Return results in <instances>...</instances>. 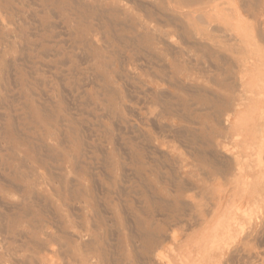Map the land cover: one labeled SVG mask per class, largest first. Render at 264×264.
<instances>
[{"label":"rangeland","instance_id":"1","mask_svg":"<svg viewBox=\"0 0 264 264\" xmlns=\"http://www.w3.org/2000/svg\"><path fill=\"white\" fill-rule=\"evenodd\" d=\"M136 1L147 3V0H0V190L4 188L7 192L0 193V229L5 227L0 230L4 231L0 233V264H24L26 256L39 241V229L43 227H48L52 236L58 238L57 242L48 241L49 250L52 252L53 248L54 251L49 252L53 256L47 252V264H78L82 260L79 253L66 252L70 244L64 241L58 229L49 225L53 221L49 207L58 210L68 195L69 187L50 182L51 190L39 189L42 203L30 198L24 204L22 195L14 192L12 186L25 184L20 182L18 186L10 174L20 172L30 178L40 176L49 182L50 175L54 173L60 178L74 180L73 186L79 177H84L81 174L77 176L79 171L86 170V179L91 182L97 177L100 185L113 175L107 161L111 162L110 166L116 165L117 161L123 165V170L115 171L114 175L125 176L121 187L123 191L131 193L129 200L133 202L129 204L125 215L117 214L118 218H115L100 199L105 222L100 223L97 219L95 223L91 219L87 221V227L93 231L98 228L99 235L108 245V258H100L99 264H121L128 260L131 251L140 255L144 233L157 229L170 241L169 244H162L160 249L153 248L156 254L162 255L159 264H264V173L258 175V169H264V154L259 157L257 150L261 143L247 136L249 131L257 133L264 130V91L259 90L264 81L261 79L262 74L251 73L249 77L254 80L252 86L246 90L240 89L236 86L243 74H239L238 70L233 73L230 70L239 61L233 52L239 50L243 38L251 36L253 43L254 37H257L253 22L242 12H238L235 20L232 19V12L228 14V22L220 24L221 28L227 27L228 31L220 30L212 34L216 41L224 43L221 44V47L225 46L221 48V54L225 60L211 58L207 64V69L216 77L220 88L196 74L192 78L194 81H187L186 77L181 79L183 86L192 92L186 94L173 90L169 84L172 83L170 76L166 80L161 75L168 82L165 87L158 86L159 79L150 74V48L126 46L124 43L129 37L127 32L113 34L123 39L122 44L115 43L111 39L112 35L103 28L101 19L104 18L116 20L119 28L125 31L138 29L145 21L144 15L132 7ZM154 3L158 19L164 21V15L171 14L167 9L173 6V2L154 0ZM84 7L103 18L81 17L86 14L83 13ZM230 22L239 26L240 42L238 39L234 42V25ZM253 44L251 49H256L255 42ZM171 45L177 58L182 50L181 45L176 40H172ZM251 54L258 55V52L253 51ZM172 56L163 55L162 62L170 64ZM187 58L186 55V60L182 57L179 60L183 68L191 63ZM249 60L243 61L248 63ZM215 68L223 72L218 74ZM129 70L137 72L139 81L136 84H132V81L122 83L123 80L110 77L114 72H122L123 76H127ZM145 84L151 92L164 90L167 96L165 100L173 104L172 110L147 105L144 91L148 88ZM107 89L119 92L117 97L122 100L119 109L116 105L115 108L109 106L116 102L106 95ZM201 91L208 93L215 101L214 105L202 103L193 94ZM39 107L44 108L51 117H56L52 127L37 118ZM219 112L223 117L230 114L233 120L232 126L224 128L218 138L225 152L221 159H232L233 170L226 173L227 168L224 167L225 172L213 177L214 170L202 164L196 150L189 149L192 147H188L184 140L176 138L175 132L193 128L203 136L216 135L220 130L215 122ZM183 115L191 121L196 119L200 124L207 125L184 122L181 120ZM148 118L162 121L166 131L163 132L165 153L160 157L163 165L156 170L160 180L156 181L157 174L147 175L146 179L152 182V187L145 190L133 186L136 172L130 157V145L135 138L134 132H160L158 123L148 122ZM253 118H261L262 121L258 120L257 124L250 126ZM9 119L14 121L11 129L13 139L6 136ZM18 139L28 140L32 146H43L42 153L45 156L52 149L55 154L49 153L51 158H68L67 163H63V169L44 167L26 148L16 144ZM202 143L206 141H201L197 149L207 148L212 154L210 146ZM210 154L207 155L211 159ZM145 162L153 164L150 159H145ZM183 165L187 168L183 173L178 172V167ZM92 174L95 176L93 179L90 177ZM234 180L240 184L247 183L250 193L242 187L236 192L234 189V196L229 199L223 217L208 223L209 206L215 198L233 189ZM255 181H261L262 184L253 185ZM99 187L98 195L102 197L105 190L101 185ZM256 189L259 190L257 193ZM134 190H137L135 195ZM146 192L158 197L160 202L145 205ZM179 194L183 195L184 201L188 203L189 200L197 206L193 216L189 210L176 217L174 208L169 204ZM136 203L138 209L131 210ZM25 205L34 208L32 216H25ZM38 205L43 213H40ZM55 216L56 221H59L60 215ZM246 232H249L248 237ZM138 242L140 247L138 244L135 246ZM59 254L64 255L60 256L64 259L68 257L67 260L63 261Z\"/></svg>","mask_w":264,"mask_h":264},{"label":"bare ground","instance_id":"2","mask_svg":"<svg viewBox=\"0 0 264 264\" xmlns=\"http://www.w3.org/2000/svg\"><path fill=\"white\" fill-rule=\"evenodd\" d=\"M155 1L164 2V1H169V0H155ZM170 1L173 2V6H170L167 10H169L171 14L164 15L162 12V14L164 15V21L158 19V16H157L158 14L156 12V3H154V0L152 1L147 0L146 4L137 3L138 1L132 3L133 9L144 15L145 22L143 24H140L138 29L137 28L128 29L127 31H125V29L119 28V24L116 22V20L114 19L106 20L100 15H98L97 13L92 12L90 8L88 7L87 8L84 7L85 10L83 11V13L86 12V14H82L80 16L83 17L87 15L85 16L87 19L93 18V17L95 19L103 18L101 19V24L103 25V28L107 29L108 32L112 35L111 39L115 43L119 44L123 42L122 41L123 39L120 37H115L113 36V34H117L119 32L129 33V37L126 39V42L124 43L126 44V46L131 45L134 48L147 47L152 50V52L149 54L150 60L152 62L151 63L152 67H150V71H151L150 74L154 75L155 78L159 79V82H160L158 85L159 87H165L166 83L168 82V81L167 82L165 81L167 80V77L170 76L172 77V83H169V84H171L174 91L184 92L186 94H188L189 92L192 94V92L189 89L185 88L183 84L181 83V79L183 77H186L187 81H194V79H192L193 76L198 74L199 76L207 80V82L215 85L217 88H220V86L216 82V77L210 73V70L207 69V64L209 62V59L211 58H217L219 61H224L225 57L222 56L221 50L225 46L221 47V44L223 45L224 43L220 44L218 41H216L213 38L212 34L213 32H219L220 30L223 32H227L228 28L227 27L221 28L222 26H220V24H226L228 22L229 13L232 12L231 14L233 15L232 19L235 20L237 15L239 14L238 12H242L248 18H250L253 22L254 30L257 34V37H254L256 49H251L253 48L252 46L254 45L253 44L254 42L252 43L251 36L249 37L246 36L245 38H243V41L241 42L242 45L239 48V50L233 52V54H236L234 56L239 58V61L235 65H232L230 70L232 73L235 72V70H238L239 74H243V76L239 77L238 84L236 83L237 84L236 87H239L240 89L243 88L244 90H246L249 88L248 86L250 85L252 86V83L254 82V80L252 79V77H249L251 73L257 72L258 74H262L261 79L264 81V0H170ZM196 5H200L201 7L195 8ZM230 23L233 24V22H230ZM6 25L7 24H5V26ZM233 25L234 26H232L233 27L232 31H234L235 33V36H233L234 37L233 40L235 42L238 39V41L240 42V38H238L239 32H240L239 26L235 23ZM49 26H47L48 29H49ZM172 40H176L178 44L181 45L182 50H180L181 53L179 52L177 58L174 56V52H173L174 49L171 45ZM253 51L258 52V55H252L251 53ZM48 54L49 53H47L46 55L48 56ZM167 54L173 55L170 64H166L162 62L163 55H167ZM186 55L188 57L187 61H190L191 63L186 68H183L179 60L181 57L185 59ZM249 56L251 57V59ZM244 59H247V60L250 59V60L248 63H246L243 61ZM8 62L9 61H7V63ZM246 64H248V66H246ZM211 67H213V65ZM129 69H130V66H129ZM216 72H218V74H221L223 70H220L217 68ZM121 73L114 72L112 73V75H110V77L114 79L123 80L122 83L126 81H132L131 82L132 84H136L139 81L137 79L138 74L136 71L129 70L127 72V76H123ZM161 75L166 77V80L162 79ZM11 77L13 76L11 75ZM227 78L232 79V77L230 78L227 77ZM146 88L149 89L148 85H146ZM148 89L144 91L147 105L149 106L158 105L160 107H163V109H166V111L172 110L173 104L165 100L167 96L164 90L156 89L151 92V89L149 90ZM259 90L264 91V82L261 85V88H259ZM105 92H106V95H108V97L112 99V102H116V103L109 104V106H112L115 108V105H116V108L119 109V106L122 105L121 98L117 97V95H119V92H114L112 91V89L111 90L107 89ZM32 94L36 95L34 94V92H32ZM193 94L195 96H198L202 103H207L210 105H214L215 103V101L208 96L207 92L201 91L198 94L196 93H193ZM243 101H247V100L243 99ZM108 110H111V109L108 108ZM38 111L39 112H37V116H38L37 118L40 119L43 123H45L48 127H52V122L56 120V117H51L42 107H39ZM216 117H217V119L215 120L217 124L216 126L220 129L216 133V135L208 134V135L203 136L201 134L196 133L193 130V128L192 129H189V128L181 129L175 132L176 138H179V139L181 138V141L184 140V142H186L188 147L189 146L192 147L189 149L196 150L195 152L197 153V157L199 160H201V162H203L202 164H207L210 166L211 169L214 170L213 175H212L213 177L217 176L218 174L222 172H225L223 169L224 167L227 168L226 173L233 170L232 159H225V160L221 159L222 157L221 155L225 154V152L221 148L222 144L218 141L221 131L228 129L230 126H232V122H233L232 116L230 114H227L225 115V117H223L222 114L219 112V115H217ZM28 118H32V117H28ZM60 118L62 117L60 116ZM14 119L16 118L14 117ZM151 119L152 118H148V122H153V124L154 122L158 123L159 125L158 129L160 132L159 133L148 132L144 134L141 131L134 132L135 138H133V141L130 145V157L132 159V163L134 165L135 172H136L135 177H134L135 179L132 178L133 180H135L133 182V186L135 188L136 186H140L144 188L145 190H148L149 188L152 187L151 186L152 182H149L148 179H146L147 175L157 174L158 176H156V181L158 182L160 180L159 174L156 172V170L159 169L161 165H163L160 157L163 156V153H165L164 152L165 151V148H164L165 136L163 132L166 130H165L164 123H162V121H156L155 119L154 120H151ZM181 120L184 122L191 121L186 115L181 116ZM258 120L262 121L261 118L260 119L253 118L252 123L251 124L249 123V125L252 126L254 124H257ZM191 122L194 125L195 124L203 125V126L207 125L206 123L200 124L199 121L196 119H193ZM13 127H14V121L13 119H9L8 125L6 126V136L10 137L11 139H13L12 133H11L12 132L11 129ZM247 136L249 137V139L253 141H257V143L259 142L261 143L260 147L257 150V153L260 154L259 157L261 158L262 155L264 154V130H261L260 132H257V133H252L251 131H249L247 133ZM62 140L60 143H62ZM201 141H206L205 144L210 146V148L212 149V154H210V151L208 152L207 148H204L203 150L197 149L199 148L198 145ZM10 142L13 143L14 141H10ZM16 144L26 148L31 154V156H33L34 159L38 161L44 167H48V168L50 167L52 169L53 168L63 169V163H67L68 158L65 159L61 156H56L55 159L51 158V156L49 155L55 154V151L52 149H49L50 154L48 153V155L45 156L42 153V150L44 149V148L42 149L43 146L41 145L37 147L32 146V143H30L28 140L24 141L22 139H18L16 140ZM248 146L249 145H247V147ZM207 154H210L212 158L210 159ZM191 156L193 157L192 154ZM145 159L152 160L153 164L146 163ZM106 163L107 165H109V167L112 168L111 172L113 175L108 176V178L104 181V183L103 182L100 183L101 187L102 188L104 187V190H105L104 195H102V197L98 195L99 194L98 192L100 189L98 178L97 177L95 178V176L92 174L91 176L90 175L89 176L92 179L93 178L95 179H93V181L91 182L88 181L86 179V177H88L87 176L88 171L86 170L82 172L79 171L77 176H80L81 174L84 177H79L77 179V184L73 186H72V182L74 180L71 181L69 178H65L63 176H62L63 178H60L54 173L50 175L49 182L46 180H43L40 176H35L34 178H30V176L28 177L27 175L21 174L20 172L10 174V177H13L12 180L18 183V186L20 185V182H23L25 184V186L20 185V187L12 186V189L14 190V192L22 195L24 204L26 201H29L30 198L35 199V201L41 202L40 201L41 196L39 193V189L48 188L51 190L52 188L51 183L60 184L64 188L69 187V189L67 190L68 195L64 200H62L60 208L57 210L55 207H49V209L52 210L51 215H53V219H52L53 221L49 225H51L54 229L55 228L58 229V231L62 233V238L64 239V241L70 244L69 245L70 247L66 249V252L68 254L71 253V254L77 255V253H79L82 256V260L79 261L78 264H99L98 262H100V258H104V260H107L108 258V254H109V250L107 249L108 245L107 243L104 242V239L99 235L98 228H95L93 231L87 227V221L89 219L93 220V223H95L94 221L96 219L100 223L105 222L102 219L103 209L102 210L100 209L101 208L99 205L100 199L104 201L103 202L104 204H106V210H109L110 212H112L115 218H118V216H116L117 214L120 216L125 215V212L129 208L128 207L129 204L133 202L132 200H129L132 197L131 193L125 190L123 191V188L121 187V184L125 182V176L122 174H118V177L116 174L114 175L115 171L123 170V165L119 161L116 162V165H112V166H110L111 162L107 161ZM66 168L71 169L70 166L68 167L66 166ZM185 168H187V166H184V165L178 167V172L183 173ZM263 173H264V169H258V175H261ZM207 179H210V177ZM255 184H262V182L255 181L253 182V185ZM239 187L245 188V191L247 193H250L249 191L250 187L249 185H247V183L240 184L234 180L233 189H231L229 192H224V194H222L220 198L219 197L215 198L211 206H209L210 211L208 210V215L210 219L208 223L215 222L219 220L221 217H223V215L227 211L229 199L232 198V196H234V193L239 190ZM234 189H236L235 192H234ZM0 191H1L0 193H3V194L7 193L4 188H1ZM258 191L259 190L256 189V193ZM54 192L56 194V190H54ZM135 193H137V190H134L133 195H135ZM144 197L146 201L145 205L147 204L156 205L160 202L158 201L159 199L158 197H156L155 195H151L148 192L144 194ZM169 205H171V207L174 208L175 215L177 218L180 216V214L183 213V211H189V210L193 216V213L197 209L196 208L197 206H195L194 203L190 202L189 200H188V203L184 201L183 195L181 194L175 197L173 202L170 203ZM33 209L34 208H32L31 206L25 205L23 209L25 216L26 217L32 216V214L34 213ZM38 209L40 213H43V210L39 205H38ZM38 209L35 208V210L37 211ZM137 209L138 208H137V203H136L133 205L131 210H137ZM58 214L60 215V220L56 221L57 217L55 215L59 216ZM113 223L114 221H112V224ZM107 225H109V223ZM113 225L115 226V224ZM130 230L131 229H129V232ZM2 232L4 233V231H0V233ZM108 233H110V231H108ZM248 233L249 232H246L245 235L247 236ZM38 235L37 236L39 237L38 238L39 241L37 243L35 242L36 246L34 249H31L32 252L26 256V260L24 261V264H47L48 263L47 262L48 260L47 252H48V255L50 254L49 252H51L50 251L51 249L49 250L48 241L57 242L58 238L54 235L52 236V234L48 230V227L40 228ZM108 235L110 236V234ZM137 236L138 235L136 234V237ZM136 237L135 239H137ZM143 238H144V244H142L141 254L139 255V254L134 253V251H131V255L128 258V260L122 262L121 264H143V263L147 264L148 262L149 263L151 262V264H159V261L161 260L162 255H159V253L156 254L153 248L157 249L164 243L169 244L170 241L168 240L166 236L163 235L160 229H157V231L155 232L152 230V231H148L144 233ZM244 239L246 238L244 237ZM139 243L140 242L135 243V246L136 244H138L137 246L140 247ZM60 246H62V244ZM52 250L54 251L53 248ZM53 251L51 253H53ZM50 256H53V255L50 254ZM60 256H64V255L59 254V257ZM52 258H55V257H52ZM60 258H63V257H60ZM67 258L66 259L63 258L62 260L66 261Z\"/></svg>","mask_w":264,"mask_h":264}]
</instances>
